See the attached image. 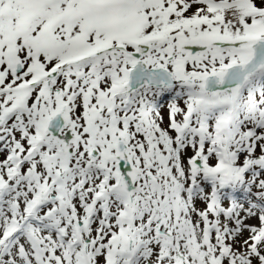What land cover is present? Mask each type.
Listing matches in <instances>:
<instances>
[{"label": "snow or ice", "instance_id": "snow-or-ice-1", "mask_svg": "<svg viewBox=\"0 0 264 264\" xmlns=\"http://www.w3.org/2000/svg\"><path fill=\"white\" fill-rule=\"evenodd\" d=\"M0 264H264V0H0Z\"/></svg>", "mask_w": 264, "mask_h": 264}]
</instances>
